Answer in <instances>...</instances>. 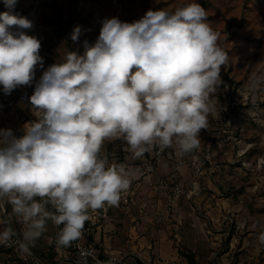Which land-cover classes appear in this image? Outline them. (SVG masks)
I'll return each instance as SVG.
<instances>
[{
  "label": "clouds",
  "instance_id": "clouds-1",
  "mask_svg": "<svg viewBox=\"0 0 264 264\" xmlns=\"http://www.w3.org/2000/svg\"><path fill=\"white\" fill-rule=\"evenodd\" d=\"M16 3L3 0L8 11L0 13L5 95L33 85L37 66L44 68L41 41L28 34L33 22L13 13ZM101 24L82 54L68 51L35 80L28 101L36 119L22 135L0 129V210L10 205L22 225L18 233L4 211L0 244H16L22 253L31 254L49 224L58 231L48 243L70 248L83 238L92 213L119 205L133 174L102 155L106 141L122 139L133 158L153 148L191 153L215 111L211 97L223 83L228 54L199 3ZM82 34L77 25L70 40ZM261 84L264 75L252 78L253 91ZM258 241L264 245V232ZM88 255L82 253L83 264Z\"/></svg>",
  "mask_w": 264,
  "mask_h": 264
},
{
  "label": "rangeland",
  "instance_id": "rangeland-1",
  "mask_svg": "<svg viewBox=\"0 0 264 264\" xmlns=\"http://www.w3.org/2000/svg\"><path fill=\"white\" fill-rule=\"evenodd\" d=\"M190 2L206 10L207 22L220 33L218 43L228 54L223 83L211 97L215 111L200 132L199 148L191 153L153 148L133 158L122 139L105 142L102 155L124 164L133 179L99 235L111 223L107 235L119 234L130 244L122 252L139 254L136 243L155 241V230L179 250H187L178 237L183 222L210 238L220 233L219 244L210 248L220 264H264V245L258 241L264 232V84L251 88L252 78L264 75V0H17L12 11L33 22L28 34L41 41L44 68H36L39 80L43 70L61 62L68 51L82 54L85 40L94 43L105 18L130 23L149 9L171 11ZM4 11L8 9L0 0V13ZM77 25L83 34L73 43L70 35ZM5 208L0 219L6 211L12 224L14 216L9 205ZM46 247L36 243L31 248L39 263L0 249V264H51Z\"/></svg>",
  "mask_w": 264,
  "mask_h": 264
},
{
  "label": "built area",
  "instance_id": "built-area-1",
  "mask_svg": "<svg viewBox=\"0 0 264 264\" xmlns=\"http://www.w3.org/2000/svg\"><path fill=\"white\" fill-rule=\"evenodd\" d=\"M35 84L22 86L13 90L10 95H5L0 86V129H11L15 135H22V130L27 123L36 119L30 110L28 97L34 91ZM6 209V208H5ZM4 209V210H5ZM112 207L92 213V219L85 224L83 238L75 242L70 248H57L55 244H49V238H55L57 228L48 225L47 232L36 242L46 245L50 253L51 264H83L82 253H90L87 257V264H148L140 258L134 251L122 252L121 250L108 249L97 236V232L102 227V222L109 217ZM11 212V206L9 205ZM12 226L18 233L22 231V225L14 217ZM9 249L19 252V256L34 259L39 263V258L32 252L31 254L22 253L16 244L5 246L0 244V249Z\"/></svg>",
  "mask_w": 264,
  "mask_h": 264
},
{
  "label": "crops",
  "instance_id": "crops-1",
  "mask_svg": "<svg viewBox=\"0 0 264 264\" xmlns=\"http://www.w3.org/2000/svg\"><path fill=\"white\" fill-rule=\"evenodd\" d=\"M110 225L111 223L105 226L104 233L101 232L103 237L102 235H99L101 230L97 232V236L99 235L98 237L101 239L102 243L108 249L121 251L122 248L130 249V244L123 243L122 237H120L119 234L107 235L108 231H111L112 229ZM178 227V237L182 244L181 248L186 247L187 249L192 250L197 260V264H220V260L217 261L216 257H213L212 254H210V248L212 245L219 244L218 241H220V239L218 238L219 236L216 237V234L220 233H214L215 236L210 238L207 234L203 235L198 228L188 227L186 224H183V222ZM119 229L122 228L119 227ZM213 231L219 232L215 228ZM153 234L155 236V241L152 243L145 241V244H143V239L136 243V246L139 247L138 253L141 259H151L155 264H187L186 259L179 253V248L175 247L166 235L155 232V230ZM230 243L231 245L233 244L232 242ZM222 258L224 259L225 257L223 256Z\"/></svg>",
  "mask_w": 264,
  "mask_h": 264
},
{
  "label": "trees",
  "instance_id": "trees-1",
  "mask_svg": "<svg viewBox=\"0 0 264 264\" xmlns=\"http://www.w3.org/2000/svg\"><path fill=\"white\" fill-rule=\"evenodd\" d=\"M179 253L186 259L187 264H197L194 252L190 249L179 250ZM138 264H142L139 262Z\"/></svg>",
  "mask_w": 264,
  "mask_h": 264
}]
</instances>
